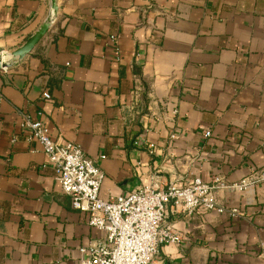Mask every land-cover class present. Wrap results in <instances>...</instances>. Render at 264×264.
<instances>
[{
	"label": "crops",
	"instance_id": "obj_1",
	"mask_svg": "<svg viewBox=\"0 0 264 264\" xmlns=\"http://www.w3.org/2000/svg\"><path fill=\"white\" fill-rule=\"evenodd\" d=\"M55 22L0 69V264H77L102 242L61 192L25 118L103 173L99 197L219 178L244 216L166 207L181 235L167 264H264V0H57ZM48 0H0V52L44 21ZM47 94L49 99H44ZM206 133L209 135L206 136Z\"/></svg>",
	"mask_w": 264,
	"mask_h": 264
},
{
	"label": "built area",
	"instance_id": "obj_2",
	"mask_svg": "<svg viewBox=\"0 0 264 264\" xmlns=\"http://www.w3.org/2000/svg\"><path fill=\"white\" fill-rule=\"evenodd\" d=\"M44 99H49L47 94ZM27 139L35 141L53 167L55 180L62 193L70 198L72 208L87 216V224L103 234L100 243L78 248L77 264H167L160 255L164 245H178L181 235L165 222L166 207L175 214L190 216L197 210L239 219L244 214L237 208L219 205L216 190L223 188L219 178L206 184L194 177L164 190L137 188L125 196L99 197L103 173L94 161L83 155L79 146L53 141L40 121L24 119ZM209 134L206 133V136ZM264 183V170L252 171L229 189L244 191Z\"/></svg>",
	"mask_w": 264,
	"mask_h": 264
},
{
	"label": "water",
	"instance_id": "obj_3",
	"mask_svg": "<svg viewBox=\"0 0 264 264\" xmlns=\"http://www.w3.org/2000/svg\"><path fill=\"white\" fill-rule=\"evenodd\" d=\"M48 2V13L44 21L40 24L39 28L13 52L9 54H2L0 52V69L9 68L14 64L20 63L40 42V40L53 25L58 14V2L57 0H48Z\"/></svg>",
	"mask_w": 264,
	"mask_h": 264
}]
</instances>
